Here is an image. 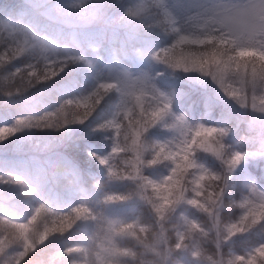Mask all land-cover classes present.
Listing matches in <instances>:
<instances>
[{"label": "snow or ice", "instance_id": "6c2138e0", "mask_svg": "<svg viewBox=\"0 0 264 264\" xmlns=\"http://www.w3.org/2000/svg\"><path fill=\"white\" fill-rule=\"evenodd\" d=\"M109 8L113 9L111 14ZM28 16V10L23 9L10 19L0 20V44L4 45L0 66L23 54L33 61L3 76L6 95L50 81L77 63L92 69L96 82L90 89L60 100L52 110L20 115L13 125L0 126V141L22 129L82 124L93 116L105 97L115 93L117 99L110 115L97 122L99 128L111 130L113 146L110 154L97 158L107 168L109 181H127L132 187L119 195L106 193L98 203L137 199L148 206L152 221L113 218L86 202L67 211H53L40 203L25 219L0 215V264H27L26 258L49 240L50 233H64L77 221L92 223L87 241L67 246L36 264H54L58 256L69 257L71 264H264V242L242 254L224 251L230 238L264 222V188L248 184L229 204L239 210L238 215L230 220L221 215L226 196H233L229 191L233 170L246 156L264 160V123L258 133L254 128L255 134L240 144L230 145L226 143L228 127L192 125L183 115H173L169 98L156 88L148 73L133 75L117 60L119 55L129 53L121 29L131 25L133 19L146 24L151 18L152 23L174 34L170 44L152 53L154 60L174 69L209 75L241 108L264 114V0H193L182 26H177L176 17L164 0L150 4L132 0H112L103 5L93 0L55 4L51 18L67 27L104 26L82 32L83 43L74 31L67 38L60 32H37L25 22ZM105 40L113 63L99 67L86 52H95ZM69 41L74 47L69 46ZM228 80L238 81L241 88H234ZM162 122L173 135L167 140L149 142L145 134ZM198 153L215 157L219 170L200 163ZM160 163L167 164L166 174L159 178L145 174L146 167ZM0 182L26 189V196L35 191L18 175H0ZM182 206L196 209L207 222L183 212L174 215ZM42 212L45 220L56 217L59 223L53 219L52 227L45 225L40 231L33 222Z\"/></svg>", "mask_w": 264, "mask_h": 264}, {"label": "rangeland", "instance_id": "374dc122", "mask_svg": "<svg viewBox=\"0 0 264 264\" xmlns=\"http://www.w3.org/2000/svg\"><path fill=\"white\" fill-rule=\"evenodd\" d=\"M23 1L31 5L33 8H36L37 11H39L42 15L50 19H52L50 16V11L55 4L69 2V0H23ZM111 2L112 0H93V3H98L101 5ZM124 2L127 3L129 2V0H124ZM132 2L137 4L143 3L142 1L139 0H132ZM164 3L169 7V10L172 11L174 16L176 17L177 26H182L185 22L186 11L188 7L193 3V0H164ZM107 11L109 14H111L113 9L109 8ZM2 19H10V18L8 17L5 18L0 15V20ZM52 20L56 21L55 19ZM137 23L138 21L136 19H133L131 25H129L126 29H121V37L122 39H124L126 47L129 50V53L127 55L124 54L119 55L117 57L118 63L123 69L127 70L129 73L133 75L148 73L152 77V83L156 86V88L159 89L169 98L170 105H172L171 106L172 114H173L172 112V108H173L179 111L177 114L174 115H183L189 124L195 125L198 123H204L200 121L198 115L199 114L198 111L200 110L199 107L207 104H216L218 101H223L227 103L236 113L240 115H245L246 120L249 122V124L260 129L259 126L262 123H264V114L255 113L250 108H241L235 101H233L230 97L225 95L223 90L211 78V76L202 74L198 71L185 72L182 69H174L167 65H164L153 59L152 53L150 52L149 49L150 46H148L149 52L147 54L143 44L144 42H146V39L144 35L138 30L140 28ZM102 27L104 26L93 25L88 29H80L77 32L78 39L81 41V43H83V36L81 34L82 32L96 31ZM69 31L70 33L72 32L70 28ZM69 46L74 47V45H72L70 41H69ZM3 47L4 45L0 44V51H3ZM86 55L88 59L92 60L99 67H102L103 65L111 66V64L113 63L107 40H105L103 46L98 48L95 52H93L91 49H88ZM97 57H99V60H97ZM144 61H149V66L146 68H141L142 65H145ZM30 62H33L32 58L27 54H23L20 57L10 60L11 67L14 70L16 67H21L24 64ZM78 69H81L84 73H87V75L89 73V75L87 79V84H81L80 88L75 87V89L73 90V95L80 94L81 92L90 89L92 85L96 82L95 73L93 72V70L88 68L87 65L83 63L69 65L58 76L65 75L70 72H74ZM103 75L105 76L107 75L106 68L103 69ZM227 83L232 84V86L236 89L241 88V84L238 81L233 82L231 80H228ZM40 85L42 84L40 83ZM15 94L17 97L15 96ZM15 94L13 96H8L4 94L5 97L2 99L1 102L13 103L20 101L24 103V101H26L29 97L28 95H23L21 93H15ZM113 96L116 97V94L114 93ZM205 107L203 106L202 109H204ZM203 112L205 117L208 110L204 109ZM13 116L14 115H9V116L5 115L4 119L6 121L0 122V126H2V124L5 125L8 122L10 123V125H13L15 119L19 115L18 116L15 115L14 117ZM206 117L208 121H212L215 118L214 115L212 116L207 115ZM77 127L79 129L83 128V123L72 125L71 131L68 133H64L63 131L64 127L59 129L54 128L50 132L48 129L45 130L43 129L41 130L42 132L39 131L40 129H22L18 131L15 135L10 136L5 141H0V175L7 176V174H9L5 172V168L1 167V165H4L3 162L6 161V159H8L9 162L14 161V163L16 162V160H20L21 162H20L19 170L20 169L21 170L19 171L18 176L21 175V177L25 180L28 188H34L35 191L33 192L37 194L41 192V189H44L46 191L48 190L47 191L48 193H50V191H54L53 187L56 188V186L53 183H56L57 181L56 179L62 176L63 161L65 158H66L65 160L69 161L66 155L64 156L63 153L60 152V144L63 141H65V138L67 136L71 135L70 133H73L75 128L77 130ZM97 129H99V127H97ZM45 131L46 132L48 131L51 134H47ZM35 133L36 134L38 133L37 134L38 139L36 138ZM145 135H146V139L149 142H155V141H162L171 138L173 132L170 128L166 127L165 124L162 122L150 128ZM42 136L44 137L42 138ZM55 136L58 138H56ZM226 143L230 145L237 144V142L232 141L230 133L229 136L226 137ZM109 152H111V150ZM197 159L200 163H203L206 167H209L213 170H219L220 168L219 161L216 160V158L211 156L210 154L198 153ZM251 159L253 158L246 156L245 160L241 161V164L236 169L233 170L231 176L229 177V191L232 189L231 190L232 193L236 194V195L233 194V196L236 198L239 197L242 191L246 190L248 184L250 183H255L258 187L264 188V185H262L260 181H258L253 176V174H251L246 169H243L244 165ZM4 166L10 168L6 165ZM114 170L119 171V169H114ZM167 170H168L167 164L160 163L155 166L146 167L145 174L153 178H159L160 176L166 174ZM72 172L74 175L77 174L74 168L72 169ZM64 181L65 182L59 185L60 186L59 189L63 187H68L70 185V184H66L68 183V181L66 180ZM124 184L125 185L129 184V186H131L130 183L127 181H110V185H124ZM23 191H26V189L23 190L18 185L0 182V209H7L6 207H9L10 209H17L22 213H25L26 211L29 210L28 213H30L31 204L28 202L30 200V195H34V193L31 192L29 196L28 195L26 196L23 195ZM127 192L129 191H126V193ZM233 196H231L232 200H233ZM133 200L136 201L137 199H129L122 202H112L108 204L102 203L103 208L101 209H103L104 215L113 218L123 219L128 217V209ZM93 202H94V206H98V208L101 206V204L98 203V200L96 198L93 200ZM15 204H17L20 207H18ZM236 210L237 211L234 213L233 218H235V216L238 215L239 213V210L238 209ZM177 211L179 213L183 212L185 215H188L190 217L197 218V216L192 213V208L189 206H182L178 208ZM25 215L26 217L28 216L27 213ZM43 218H44V214L41 213L37 217V220L33 222V226L40 228V230L43 229L45 226L43 225V221H41ZM54 219L57 220V224H58L59 223L58 218L55 217ZM81 224L83 223L77 221V224H74L72 227L74 228L75 226H77V229H80L79 225ZM53 234L58 235L61 233H50L48 241H50L53 238L52 237ZM243 234H238L237 236ZM259 242H264V236L261 237L256 244L245 248L242 252L232 250L229 253H233V254L245 253L251 248L255 247ZM59 251L62 252L61 250ZM9 254H12L11 250H9Z\"/></svg>", "mask_w": 264, "mask_h": 264}, {"label": "trees", "instance_id": "16d2710c", "mask_svg": "<svg viewBox=\"0 0 264 264\" xmlns=\"http://www.w3.org/2000/svg\"><path fill=\"white\" fill-rule=\"evenodd\" d=\"M22 1L23 0H0V15L5 17V18L6 17L11 18L13 16V14H18L21 12V10L27 9L29 12V16L26 18L25 22L29 26L33 27V29L35 31H37V32H40V31L60 32L63 37H65V38L68 37V35L70 34V31H69V28L67 26L62 25L56 21H53L52 19H50L48 17H45L39 11H37L36 8H33L28 3L24 2V1L22 2ZM139 1H142L143 4H150L153 2V0H139ZM137 24L140 28L138 30L144 35V37L146 39V42H144L143 44H144V47H145L147 54L149 52L148 46H150L149 47L150 52L153 53L156 50L167 46L174 39L173 33H171L170 31H165V29L162 26L152 23L151 18H149V21L146 22V24H140V23H137ZM146 25H150V26H146ZM191 50L194 51L195 49H191ZM185 51L187 52V51H189V49H186ZM25 57H26V55H25ZM144 64L145 65H142L141 68L148 67L149 61H144ZM8 71H14V69L11 67L10 61H7L3 66H0V110L2 112L6 113L8 116L10 114L11 115H19V116L20 115H26V113H27V115H34V114L40 115L44 111L52 110L55 106H58V103L60 102V100L67 98L69 96H73V90L75 89V87L80 88L81 84H87V79H88V75H89V73L87 75V73H84L81 69H78L74 72H70V73H67L65 75L55 77L54 79H52L50 81L42 82V85L36 84L33 87L28 88V89L24 90L23 92H21V94L29 96L28 99L26 101H24V103H25L24 104L20 101H18L17 103L16 102H13V103L1 102L2 99L5 97L4 96L5 85H4V81H3V76L6 75ZM89 72H90V69H89ZM15 83L18 84L19 80L17 79V81H15ZM38 85H40V86H38ZM35 88H37V89L35 90ZM31 91H33V93ZM112 96H113V93L109 94L107 96L108 100L105 97L104 98L105 100H103L101 102V105L98 106L97 111L93 114V116L90 117L88 120H86L83 123V128L79 129L77 127V130L75 128L73 133H70L71 135L67 136L65 138V141H63L60 144V152H62L64 156L66 155L67 158L69 159V161H67L65 159L63 161V165H62V169H63L62 174L63 175H62V177L58 178L59 180L57 179L56 183H53V184H55V186L57 185L56 188L53 187L55 191H50V193L47 194L48 192H46L44 189H41V192L39 194L34 193V195H30L31 198H30L29 202L31 204V206H30L31 209L40 203H43V204L45 203L46 206L53 208V211H67L71 207H73L76 204L81 203L83 201V202L88 203V205L90 207H92L95 210L103 213V209H101V208H103L102 202L99 203V204H101V206L99 208H98V206H94L93 200L95 198L98 201H102L103 196L106 193L114 192L115 190H116L115 194L130 191L131 187L129 186V184H126V185L125 184L124 185H110V181L107 179V171H105L106 168L104 167V165H101L98 162V158H97L99 156L110 154L109 151L111 150V148L113 146L112 132H110L111 130L109 131V129H101L100 128V131H99V129H97V127H98L97 122L98 121L102 122V119L104 117L109 116L111 109L114 108L113 104H115L114 102H116L117 97H114V96L112 97ZM108 101H110V102H108ZM18 103H20V104H18ZM203 106L204 107L206 106L204 109L208 110L205 117H204V112H203L204 109H202ZM203 106H200L199 107L200 110L198 111L200 121L204 122V124L228 127L230 129L229 133L231 135L232 141L237 142V144L242 143L249 135L258 133L260 130V129L252 126L251 124H249V122L246 120L245 115H240V114L236 113L227 103H225L223 101H218L216 104H207V105H203ZM40 111H42V112H40ZM172 112L174 115V114L178 113L179 111L172 108ZM220 112H222V113H220ZM207 115L208 116L214 115L215 118L212 121H208L207 117H206ZM226 116H228V117H226ZM4 121H6V120L0 116V122H4ZM7 124L10 125L9 122ZM71 127H72V125L65 126L63 129L64 133L70 132ZM254 128H255V133H253ZM53 129L54 128L48 129V130L51 131ZM95 129H96V131H95ZM41 130H43V129H40L39 131L42 132ZM82 131H83V133H82ZM103 131L105 134L103 133ZM88 132H89V134H88ZM95 133L98 134V135L96 134L97 136H99V135L101 136V137L100 136L97 137L95 135L98 138L97 140L95 139L96 137L94 136ZM47 134H49V132H47ZM72 137H74V139H72ZM75 137L76 138L78 137V138L76 139ZM95 140H96V142H95ZM73 141H75V142L72 143ZM77 141H79V142H77ZM100 143H101V145H100ZM77 144H79V145H77ZM76 145H77V147H76ZM88 145H90V146H88ZM74 146H75V148H73ZM64 149H65V151H64ZM71 149H73V150H71ZM82 149H85V150L81 151ZM74 150L75 151L78 150L77 153ZM87 151H88V153H87ZM70 153H72V154H70ZM92 153H95L96 156H93ZM78 154H80V155H78ZM89 154H91V155H89ZM77 155H78V157H75ZM78 161L80 164H78ZM6 163H5V165L6 166L9 165L8 167H10V168H6V167H4V165L3 166L1 165V166L3 168H5V170H10L12 168V166H15L14 164H16V165H18V163L20 164V160H18L17 163H11V164L9 162H6ZM70 168H71V170H70ZM73 168L75 169V171L78 175L73 174V172H72ZM243 169H246L251 174H253V176L258 181H260V183L262 185H264V160H259V159L253 158L244 165ZM10 171L17 173L16 169H11ZM94 174H95V176H94ZM85 177H88V178H85ZM64 180L68 181L70 185L68 187H63V188L59 189V187H60L59 185H61L64 182ZM73 181H76L78 183V186H77V183L73 182ZM74 184H76V185H74ZM74 188H75V190H74ZM126 189H128V190H126ZM44 193H45V195H44ZM43 196H44V198H43ZM56 200H58V201H56ZM225 200H226L225 207H224L225 209H223L221 215L224 217L225 220H227V219L230 220L233 218L234 213L236 212V208L235 209H234V207L229 208V204L232 202V197L226 196ZM143 208H144V211H143L144 214L142 212L140 213V211H142L141 209H143ZM232 210H234V211H232ZM28 212H29V210L23 214L18 215V216H11V215H8L11 213H4V212L0 211V215L3 214V216H7L8 218L25 219V218H27L25 214L26 213L28 215L30 214ZM223 212H225V213H223ZM192 213L195 214L196 216L198 215L197 218H199L202 222H207L206 217H204L203 214L198 212L196 209L192 208ZM179 214L180 213L177 211L174 215L178 216ZM143 215H146V216L144 217ZM23 217H25V218H23ZM54 218L55 217H48L47 220H45L43 218L41 221H43V225H47L48 227H52V220ZM123 219L127 220V221H132V220L138 219L142 223H150L152 221V214H151L148 206L145 205L142 201L133 200L129 206V209H128V217L123 218ZM202 219H204V220H202ZM82 223L83 224L79 225L80 229H76L77 226H75L74 228L76 230L73 229V227H72V228H69L68 230H66L64 233L59 234L58 236L53 234V236H55V237L52 236L53 238L50 241H46L44 245L38 246L37 250L35 252L29 254V257L26 258L27 264H36V262L40 259L48 260L51 258L52 254H54L55 252H57L59 250L63 251V249L67 246H75L73 244H77V242L78 243H85L87 241L86 235L90 234L93 225L91 222H82ZM82 226H84V227H82ZM39 230H40V228H39ZM40 231H43V229H41ZM79 234H82V235H79ZM247 236L249 238H247ZM263 236H264V222H261V224L254 226L253 228H251L248 232L244 233L243 235L232 237L230 240L226 241L224 244V250L226 253H229L232 250L242 252L245 248L256 244L259 241V239ZM75 240H76V242H75ZM228 244H229V246H228ZM234 245L235 246L237 245L236 246L237 249ZM210 247H213V246L210 245ZM54 264H71V259L67 256H61V257L58 256L55 258Z\"/></svg>", "mask_w": 264, "mask_h": 264}, {"label": "bare ground", "instance_id": "6f19581e", "mask_svg": "<svg viewBox=\"0 0 264 264\" xmlns=\"http://www.w3.org/2000/svg\"><path fill=\"white\" fill-rule=\"evenodd\" d=\"M22 2H23V1H22ZM58 31H59V30H58ZM70 43H71V42H70ZM20 61H21V59H20ZM21 63H22V62H21ZM69 81H70V80H69ZM66 83H67V82H66ZM41 84H42V83H41ZM70 84H71V83H70ZM74 85H75V84H74ZM36 87H37V86H36ZM38 88H39V87H38ZM36 89H37V88H35V90H36ZM33 90H34V89H33ZM31 92L33 93V91H31ZM36 92H37V91H36ZM70 92H71V91H70ZM75 94H76V93H75ZM110 94H111V93H110ZM113 94H114V93H113ZM12 96H13V95H12ZM15 96H16V94H15ZM41 96H42V95H41ZM44 96H45V95H44ZM44 96H43V97H44ZM16 97H17V96H16ZM112 97H113V96H112ZM10 98H11V97H10ZM106 99H107V97H106ZM109 99H110V98H109ZM11 100H12V99H11ZM15 100H16V99H15ZM104 100H105V99H104ZM107 100H108V99H107ZM108 102H110V101H108ZM216 102H217V101H216ZM16 103H17V102H16ZM32 103H33V102H32ZM114 103H115V102H114ZM220 103H221V102H220ZM18 104H20V103H18ZM40 104H41V103H40ZM113 105H114V104H113ZM3 106H4V105H3ZM5 106H6V105H5ZM33 106H34V105H33ZM1 108H2V107H1ZM32 109H33V108H32ZM25 110H26V109H25ZM40 110H41V109H40ZM213 110H214V109H213ZM28 111H29V110H28ZM5 112H6V111H5ZM12 112H13V111H12ZM34 112H35V111H34ZM40 112H42V111H40ZM40 112H39V113H40ZM13 113H14V112H13ZM220 113H222V112H220ZM220 113H219V114H220ZM226 113H227V112H226ZM176 114H177V113H176ZM228 114H229V113H228ZM5 115L8 116L6 113H4V112H2V111L0 110V116L3 117V119L5 118V117H4ZM10 115H11V114H10ZM26 115H27V113H26ZM34 115H35V114H34ZM14 116H15V115H14ZM14 116H13V117H14ZM17 116H18V115H17ZM217 116H218V115H217ZM221 116H222V115H221ZM229 116H230V115H229ZM226 117H228V116H226ZM14 119H15V118H14ZM221 121H222V120H221ZM89 122H90V121H89ZM226 124H227V123H226ZM2 125H4V124H2ZM44 130H45V129H44ZM92 131H93V130H92ZM95 131H96V129H95ZM99 131H100V128H99ZM109 131H110V130H109ZM45 132H46V131H45ZM47 132H48V131H47ZM47 132H46V133H47ZM49 132H50V130H49ZM110 132H111V131H110ZM110 132H109V133H110ZM82 133H83V131H82ZM93 133H94V132H93ZM98 133H99V132H98ZM101 133H102V132H101ZM101 133H100V134H101ZM103 133H104V131H103ZM35 134H36V133H35ZM37 134H38V133H37ZM37 134H36V138L38 139ZM49 134H51V133H49ZM88 134H89V132H88ZM88 134H87V135H88ZM96 134H97V133H95L94 136H95ZM104 134H105V133H104ZM56 135H57V134H56ZM97 135H98V134H97ZM97 135H96V136H97ZM40 136H41V135H40ZM53 136H54V135H53ZM63 136H64V135H63ZM88 136H89V135H88ZM96 136H95V137H96ZM99 136H100V135H99ZM99 136H97V137H99ZM43 137H44V136H42V138H43ZM55 137H56V136H55ZM79 137H80V136H79ZM92 137H93V136H92ZM97 137L95 138L96 140L98 139ZM100 137H101V136H100ZM45 138H46V136H45ZM45 138H44V139H45ZM47 138H48V137H47ZM56 138H58V137H56ZM75 138H76V137H75ZM77 138H78V137H77ZM77 138H76V139H77ZM51 139H52V138H51ZM53 139H54V138H53ZM72 139H74V137H72ZM85 139H86V138H85ZM89 139H90V138H89ZM56 140H58V139H56ZM96 140H95V142H96ZM104 140H105V139H104ZM74 142H75V141H73L72 143H74ZM77 142H79V141H77ZM80 142H81V141H80ZM80 144H81V143H80ZM97 144H98V143H97ZM70 145H71V144H70ZM77 145H79V144H77ZM77 145H76V147H77ZM94 145H95V144H94ZM100 145H101V143H100ZM72 146H73V145H72ZM88 146H90V145H88ZM96 147H97V146H96ZM96 147H95V148H96ZM73 148H75V146H74ZM68 149H69V148H68ZM68 149H67V150H68ZM71 150H73V149H71ZM83 150H85V149H82L81 151H83ZM64 151H65V149H64ZM74 151H75V150H74ZM77 151H78V150H76L75 152L77 153ZM72 152H73V151H72ZM84 153H85V152H84ZM84 153H83V154H84ZM87 153H88V152H87ZM70 154H72V153H70ZM74 155H75V154H74ZM78 155H80V154H78ZM78 155L75 156V157H78ZM81 155H82V154H81ZM89 155H91V154H89ZM72 156H73V155H72ZM95 156H96V155H95ZM60 157H61V156H60ZM66 157H67V156H66ZM81 158H82V157H81ZM95 158H96V157H95ZM65 159H66V158H65ZM67 159H68V158H67ZM76 159H77V158H76ZM83 159H84V158H83ZM70 160H71V159H70ZM72 160H73V159H72ZM94 160H95V159H94ZM2 161H3V160H2ZM17 161H18V160H16L15 163H17ZM73 161H74V160H73ZM95 161H96V160H95ZM6 162H9V160L6 159V161L3 162L4 165H5ZM20 162H21V161H20ZM96 162H97V161H96ZM9 163H10V164H11V163H14V161H11V162H9ZM6 164H7V163H6ZM24 164H25V163H24ZM26 164H27V163H26ZM74 164H75V163H74ZM78 164H80L79 161H78ZM14 165H15V166H13L12 169H16L17 173L11 172V171H10L11 169H10V170H5V172H6V173H9V174L19 175V171H20L21 169L19 170V167H18V166H20V164L18 163V165H16V164H14ZM2 166H3V165H2ZM2 166H1V167H2ZM8 166H9V165H8ZM76 166H77V165H76ZM80 166H81V165H80ZM4 167H5V166H4ZM22 167H23V165H22ZM70 167H71V166H70ZM6 168H7V167H6ZM66 169H67V168H66ZM76 169H77V168H76ZM70 170H71V168H70ZM82 170H83V169H82ZM82 170H81V171H82ZM94 170H95V169H94ZM101 170H102V169H101ZM101 170H100V171H101ZM77 171H78V170H77ZM81 171H80V172H81ZM105 171H106V170H105ZM67 172H68V171H67ZM62 173H63V172H62ZM82 173H83V172H82ZM97 173H98V172H97ZM100 173H101V172H100ZM21 174H22V173H21ZM7 175H8V174H7ZM62 175H63V174H62ZM67 175H68V174H67ZM72 175H73V174H72ZM77 175H78V174H77ZM100 175H101V174H100ZM20 176H21V175H20ZM70 176H71V175H70ZM94 176H95V174H94ZM61 177H62V176H61ZM57 178H58V177H57ZM85 178H88V177H85ZM92 178H93V177H92ZM56 180H57V179H56ZM58 180H59V179H58ZM76 181H77V180H76ZM76 181H73V182H76ZM50 182H51V181H50ZM64 182H65V181H64ZM76 183H77V182H76ZM87 183H88V182H87ZM90 183H91V182H90ZM50 184H51V183H50ZM66 184H69V182L66 183ZM45 185H46V184H45ZM51 185H52V184H51ZM64 185H65V184H64ZM74 185H76V184H74ZM86 185H87V184H86ZM43 186H44V185H43ZM46 186H47V185H46ZM56 186H57V185H56ZM77 186H78V183H77ZM130 187H131V186H130ZM81 188H82V187H81ZM126 188H127V187H126ZM64 189H65V188H64ZM50 190H51V189H50ZM58 190H59V189H58ZM74 190H75V188H74ZM114 190H115V189H114ZM126 190H128V189H126ZM126 190H125V191H126ZM231 190H232V189H231ZM231 190H230V191H231ZM45 191H46V190H45ZM47 191H48V190H47ZM47 191H46V192H47ZM54 191H55V190H54ZM69 191H70V190H69ZM115 191H116V190H115ZM115 191H114V192H115ZM122 191H123V190H122ZM234 191H235V190H234ZM231 192H232V191H231ZM33 193H35V192H33ZM57 193H58V192H57ZM116 193H117V192H116ZM123 193H124V192H123ZM125 193H126V192H125ZM36 194H37V193H36ZM36 194H35V195H36ZM47 194H49V193H47ZM233 194H234V193H233ZM44 195H45V193H44ZM52 195H53V194H52ZM54 195H55V194H54ZM56 195H57V194H56ZM118 195H119V194H118ZM234 195H236V194H234ZM28 196H29V195H28ZM34 197H35V196H34ZM228 197H229V196H228ZM230 197H231V196H230ZM233 197H234V196H233ZM25 198H26V197H25ZM30 198H31V197H30ZM43 198H44V196H43ZM46 198H47V197H46ZM46 198H45V199H46ZM58 198H59V197H58ZM61 198H62V197H61ZM235 198H236V197H235ZM56 199H57V198H56ZM78 199H79V198H78ZM19 200H20V199H19ZM61 200H62V199H61ZM230 200H231V199H230ZM27 201H28V200H27ZM41 201H42V200H41ZM56 201H58V200H56ZM79 201H80V200H79ZM59 202H60V201H59ZM82 202H83V201H82ZM225 202H226V200H225ZM16 203H17V202H16ZM28 203H30V202H28ZM38 203H39V202H38ZM17 204H18V203H17ZM17 204H15V205H17ZM44 204H45V203H44ZM18 205H19V204H18ZM18 205H17V206H18ZM28 205H29V204H28ZM28 205H27V206H28ZM33 205H34V204H33ZM17 206H16V207H17ZM30 206H31V205H30ZM16 207H15V208H16ZM18 207H20V206H18ZM21 207H22V206H21ZM132 207H133V206H132ZM6 208H7V209H0V211H2V212H4V213H11V214H8V215H11V216H18V215H20V214H23L22 212H20V211L17 210V209H10L9 207H6ZM26 208H27V207H26ZM229 208H230V207H229ZM132 209H133V208H132ZM224 209H225V208H224ZM234 209H235V208H234ZM141 210H142V211L139 210L140 213L142 212V213L144 214V212H143V211H144V208L141 209ZM137 211H138V210H137ZM228 211H229V210H228ZM232 211H234V210H232ZM236 211H237V210H236ZM134 212H135V211H134ZM146 212H147V211H146ZM140 213H139V214H140ZM223 213H225V212H223ZM237 213H238V212H237ZM237 213H236V214H237ZM137 214H138V213H137ZM197 214H198V213H197ZM232 214H233V213H232ZM232 214H231V215H232ZM2 215H3V214H2ZM141 215H142V214H141ZM146 215H147V214H146ZM146 215H143V216L145 217ZM227 215H228V214H227ZM197 216H198V215H197ZM229 216H230V215H229ZM232 216H233V215H232ZM137 217H138V216H137ZM139 217H140V216H139ZM201 217H202V216H201ZM23 218H25V217H23ZM135 218H136V217H135ZM223 218H224V217H223ZM132 219H133V218H132ZM198 219H199V218H198ZM140 220H141V219H140ZM202 220H204V219H202ZM227 220H229V219H227ZM58 222H59V221H58ZM73 229H75V228H73ZM76 229H77V228H76ZM76 229H75V230H76ZM73 231H74V230H73ZM252 231H253V230H252ZM71 233H72V232H71ZM58 235H59V234H58ZM58 235H56V236H58ZM83 236H84V235H83ZM86 236H87V235H86ZM65 237H66V236H65ZM85 238H86V237H85ZM247 238H249V237L247 236ZM72 239H73V238H72ZM83 239H84V238H83ZM230 239H231V238H230ZM85 240H86V239H85ZM233 240H234V239H233ZM75 242H76V240H75ZM235 242H236V241H235ZM77 243H78V242H77ZM243 243H244V242H243ZM243 243H242V244H243ZM234 244H235V243H234ZM237 244H238V243H237ZM73 245H75V244H73ZM228 246H229V244H228ZM234 246H235V245H234ZM234 246H233V247H234ZM236 246H237V245H236ZM236 246H235V247H236ZM239 246H240V245H239ZM236 249H237V247H236ZM224 251H225V250H224ZM11 252H12V251H11ZM9 255H11V254H9ZM54 263H55V262H54ZM67 263H68V262H67Z\"/></svg>", "mask_w": 264, "mask_h": 264}, {"label": "clouds", "instance_id": "9594fccd", "mask_svg": "<svg viewBox=\"0 0 264 264\" xmlns=\"http://www.w3.org/2000/svg\"><path fill=\"white\" fill-rule=\"evenodd\" d=\"M93 26V25H92ZM89 27H91V26H89ZM68 28H70L71 30H72V32L74 31V32H78V30H80L81 28L79 27V26H75V27H68Z\"/></svg>", "mask_w": 264, "mask_h": 264}]
</instances>
